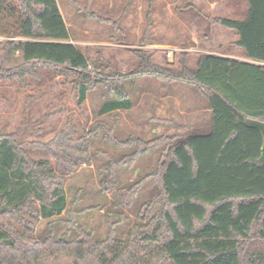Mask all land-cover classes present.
I'll return each instance as SVG.
<instances>
[{
    "label": "trees",
    "instance_id": "1",
    "mask_svg": "<svg viewBox=\"0 0 264 264\" xmlns=\"http://www.w3.org/2000/svg\"><path fill=\"white\" fill-rule=\"evenodd\" d=\"M246 19L208 18L236 33L242 62L202 55L196 69L180 71L154 64L137 51L140 65L130 73L99 70L73 43L57 0H0V79L36 77L38 68L73 76L77 102L102 88L100 116L133 108L125 83L150 77L196 89L210 110L211 131L186 137L163 134L153 141L114 136L115 122H97L74 139V127L37 149L55 161L34 160V145L0 132V264H264V0H247ZM117 113V114H116ZM130 148L133 153L109 159L101 172V191L116 193L131 205L144 183L158 192L139 212L140 225L125 240L111 225L106 240L80 223L76 201L69 207L67 175L91 164L99 151L94 140ZM164 147L158 168L133 186L120 188L117 170L130 168L153 149ZM129 194V195H128ZM67 213L68 217H63ZM46 221L49 236H31L34 222ZM61 223L67 231L56 237ZM68 238V236H72Z\"/></svg>",
    "mask_w": 264,
    "mask_h": 264
},
{
    "label": "rangeland",
    "instance_id": "2",
    "mask_svg": "<svg viewBox=\"0 0 264 264\" xmlns=\"http://www.w3.org/2000/svg\"><path fill=\"white\" fill-rule=\"evenodd\" d=\"M212 1L57 0V3L69 28L71 43L94 66L105 73H130L140 65L137 51L147 52L154 64L173 71L181 70L183 60L194 68L203 51L229 54L246 61L243 50L233 43L231 30L210 23L208 18L221 14L211 11ZM217 1L222 8L227 4V0ZM3 41L0 37V42ZM194 50L200 52L192 54ZM36 74V77L26 76L24 84L18 79H0V132L16 135L20 143L34 145L28 150L30 157L50 160L54 166L52 156L37 149V144H48L71 127L76 130L73 138L78 139L97 122L111 126L117 116L99 115L106 100L102 88L89 93L87 100L79 105L73 76H58L49 68H38ZM125 87L133 108L116 113L114 136L119 140L139 138L149 142L163 134L184 138L196 133V122L209 118L203 111L206 101L191 86L143 77L133 85L131 81L126 82ZM93 142V150L99 151L93 163L81 165L77 172L67 175L69 207H74L72 201L77 202L75 209L83 211L78 220L92 229L97 239L106 240L111 225L119 222L115 236L125 240L142 223L140 209L158 192L157 183L145 182L129 206L121 202L124 196L102 193L101 172L109 159L129 156L133 150L105 144L101 136ZM163 150L164 147L153 149L130 168L120 167L117 170L120 188H129L153 173ZM63 217L67 218L68 214L64 213ZM47 223L34 222L35 233L31 236L46 239L50 234ZM66 231L64 224L54 227L56 237Z\"/></svg>",
    "mask_w": 264,
    "mask_h": 264
},
{
    "label": "crops",
    "instance_id": "3",
    "mask_svg": "<svg viewBox=\"0 0 264 264\" xmlns=\"http://www.w3.org/2000/svg\"><path fill=\"white\" fill-rule=\"evenodd\" d=\"M210 3H211L210 4L211 11H213L214 13H221V14L224 13V15L219 14V16H214V17H223V18H228V19H232V20H244V19H246L248 11H249V6H248L247 0H227L226 1L227 4L223 8L221 7V5L219 4V2L217 0H213ZM220 28L223 29L224 27L220 26ZM230 33H232L234 36L233 43H236L238 41V36L233 31L232 32L230 31ZM239 49H241V48H239ZM198 52H200V51L196 52L194 50V51H192V54L198 53ZM243 52H244V50H243ZM201 53L202 54L198 57V59L202 55H212V56H218V57H223V58H227V59L237 60L234 56H231L229 54H221V53L207 52V51H203ZM237 61H241V60H237ZM242 62H252V61L247 59L246 61H242ZM197 63H198V60L196 62L195 67L194 68L190 67V68L196 69ZM203 111L206 113V115L209 118L207 120H205L204 122L199 121V122L195 123V128H196L195 132L196 133H194V134H197V135H205L211 131V125L207 123V121L208 120L210 121V118H211V113H210V110L207 108V103H206V108ZM180 115L183 116L184 113L180 112Z\"/></svg>",
    "mask_w": 264,
    "mask_h": 264
}]
</instances>
